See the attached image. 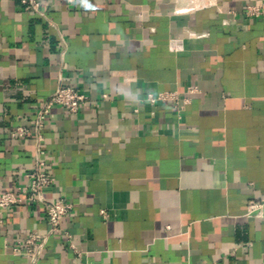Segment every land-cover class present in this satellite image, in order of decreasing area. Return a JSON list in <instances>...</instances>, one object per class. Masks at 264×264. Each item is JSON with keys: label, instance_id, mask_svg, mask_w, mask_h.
<instances>
[{"label": "crops", "instance_id": "obj_1", "mask_svg": "<svg viewBox=\"0 0 264 264\" xmlns=\"http://www.w3.org/2000/svg\"><path fill=\"white\" fill-rule=\"evenodd\" d=\"M262 5L0 0V193L26 188L58 85L90 99L41 131L42 197L71 211L48 234L42 203L0 207V264H30L8 249L28 232L47 236L35 264H264V14L245 15ZM159 93L178 100H145Z\"/></svg>", "mask_w": 264, "mask_h": 264}, {"label": "built area", "instance_id": "obj_2", "mask_svg": "<svg viewBox=\"0 0 264 264\" xmlns=\"http://www.w3.org/2000/svg\"><path fill=\"white\" fill-rule=\"evenodd\" d=\"M43 0H20L21 5L35 14H41V6ZM66 6H71L76 0H64ZM264 14V5L262 6H247L245 15L250 17H259ZM193 90H188L186 94L193 93ZM107 95H101V100H107ZM148 103L155 102H176L178 96L176 93H159L156 95H148L145 99ZM90 102L87 95L81 93L76 88L60 83L56 90L46 99V101L36 111L33 124L32 139L35 148V154L32 162V169L25 175L27 186L20 194L14 192L0 193V207L10 208L22 203L31 205L32 203H42L45 210V218L48 223V234H54L60 231L59 225L63 217H65L72 209L70 203L64 200L49 202L42 197V193L51 186V178L49 176L46 163L44 161L45 150L42 144L41 131L43 130L49 114L54 108H64L68 114L76 115L79 108ZM9 139H21L30 136V131L24 127H16L9 130L6 134ZM248 214L255 216L261 215V204L252 203L248 207ZM103 217L104 211L100 212ZM67 239L70 236L65 233ZM46 235L37 232H28L25 238L21 241L11 240L8 249L12 254L23 255L30 264H35L39 257L40 251L46 243ZM73 249V246L70 245ZM74 250V249H73ZM88 264V263H83Z\"/></svg>", "mask_w": 264, "mask_h": 264}]
</instances>
